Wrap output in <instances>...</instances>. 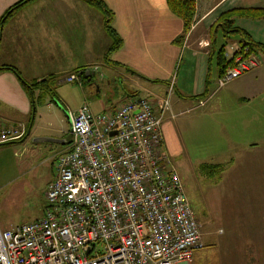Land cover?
Wrapping results in <instances>:
<instances>
[{
    "label": "crops",
    "instance_id": "0c3cea01",
    "mask_svg": "<svg viewBox=\"0 0 264 264\" xmlns=\"http://www.w3.org/2000/svg\"><path fill=\"white\" fill-rule=\"evenodd\" d=\"M15 1L0 0V15ZM102 1L112 11L111 25L121 38L112 51H108L113 41L105 29L104 15L83 0H29L1 24L0 66H13L26 83L35 86L29 96L15 73L0 69V124L24 129L20 139L0 144V192L26 191L25 179L33 161L46 148L32 137L64 136L61 128L34 121L32 104L33 97L42 99L48 91L56 95L54 91L69 73L74 72L80 80L70 82L76 84L79 100L67 111V118L81 103L89 109L113 110L141 95L140 90L150 98L167 96L170 110L161 132L162 147L169 155L175 151L178 132L181 134L171 113L212 93L198 114L205 117L195 125L203 131L212 121L206 115H218L227 132L226 158L217 160L214 155L209 162L200 163V169L208 173L210 181L225 177L227 199L234 209L243 210L248 225L239 220L238 213L235 223L246 227L229 228L227 240L245 242L232 248L241 256H250L249 260L225 264H264L263 259L258 260L264 257L259 244L264 240V55L257 54L254 68L216 89L218 69L212 76L214 52L209 44L210 28L222 13L261 9L264 0H195L186 33L182 19L172 12L167 0ZM234 25L264 46V18L238 17ZM48 143L55 153L65 148V144ZM205 225L202 221L203 248L194 252L189 264H219L212 252L214 233L205 231Z\"/></svg>",
    "mask_w": 264,
    "mask_h": 264
},
{
    "label": "built area",
    "instance_id": "2783aa9c",
    "mask_svg": "<svg viewBox=\"0 0 264 264\" xmlns=\"http://www.w3.org/2000/svg\"><path fill=\"white\" fill-rule=\"evenodd\" d=\"M225 56L231 64L216 89L258 64L247 46L239 51L237 44ZM64 79L80 80L74 72ZM211 95L171 116L205 107ZM169 110L167 96H134L113 110L94 113L81 103L69 113L43 214L0 230V264L191 263L203 248L202 231L162 147ZM23 135L21 125L0 124V144Z\"/></svg>",
    "mask_w": 264,
    "mask_h": 264
},
{
    "label": "rangeland",
    "instance_id": "374dc122",
    "mask_svg": "<svg viewBox=\"0 0 264 264\" xmlns=\"http://www.w3.org/2000/svg\"><path fill=\"white\" fill-rule=\"evenodd\" d=\"M238 37V34L233 32L228 33L227 36L222 35L221 31L214 33L215 52L211 58L212 76L215 75L217 70V49L224 44L225 50L230 52L232 47H236L238 44ZM75 87V83L64 81L58 85V88L54 91L56 95H52L51 98L49 95H44L42 99L36 96L33 97L32 118L34 121L40 119L39 123L44 126L61 128L64 134L63 138L66 140L68 137L66 113L68 110H72V105L79 100L78 94L74 90ZM139 93L144 96L146 94L141 90ZM204 108L174 118L181 134L178 132L179 138L174 141L175 151L171 155L168 154L171 158V166L176 169L181 177L184 194L196 219L200 222V225L202 221L204 223L206 221L205 231L208 229L214 233L216 247L212 252L216 261L219 264H225V261L229 260L248 261L250 256H241L235 248H232L235 244L238 246L246 243L227 240L230 232L229 228L232 230L235 227L238 230L240 227H246L235 223L236 215L239 213V220H243L246 224L243 210L234 209L232 203H229L225 177L219 181H210L207 178L208 173L200 169V163L209 162L214 155L219 157L217 160L226 158L227 148V132L224 128H221L217 114L206 115L207 117L210 116L212 121L203 131L198 129L199 125H195L199 119L202 120L205 117L198 115ZM90 110L94 113L100 112L99 108L93 106ZM39 145L41 147L46 145V148L41 152L40 158L36 157L33 161L34 165L25 179L26 191L0 192V230L35 221L43 214L45 207L44 192L47 182L54 176L55 159L58 153H55L53 148H48L47 145H50L48 142H41ZM206 172L210 173V170ZM238 234L239 232L237 236ZM259 244L260 249L264 250V240L260 241ZM242 253H244V250ZM252 258L253 260L256 259L255 257ZM261 259L264 260V257H258V260Z\"/></svg>",
    "mask_w": 264,
    "mask_h": 264
},
{
    "label": "trees",
    "instance_id": "16d2710c",
    "mask_svg": "<svg viewBox=\"0 0 264 264\" xmlns=\"http://www.w3.org/2000/svg\"><path fill=\"white\" fill-rule=\"evenodd\" d=\"M29 0H16L7 6L4 11L0 15V25L4 22L5 19L10 17L16 10H18L21 6H23ZM90 6L96 7L102 14L104 15V26L107 33L112 37V45L108 49V51H112L118 47L121 42V38L116 34L113 29L111 22L113 19L112 11L105 5L102 0H83ZM169 8L178 15L183 21L184 33H186L191 25L193 15H194V5L195 0H167ZM238 17H253V18H264V8L261 9H232L222 13L219 18L214 22V24L210 28V43L212 46V51L214 50V33L217 30H220L222 35L227 36L228 33H237L238 34V47L239 51H242L244 47H248L249 53L254 55L262 54L264 55V46L261 43L254 41L244 30L236 27L234 25L235 18ZM225 45L222 44L216 51V63L218 69V76L225 70V68L231 64V59H228L225 56ZM238 52V51H236ZM0 69H7L16 74L19 79L21 85L27 90L29 96H31L34 83L28 84L26 83L20 75L17 73L15 68L11 65H1ZM49 96L51 98L52 94L48 91ZM32 101V98H31Z\"/></svg>",
    "mask_w": 264,
    "mask_h": 264
},
{
    "label": "water",
    "instance_id": "95a60500",
    "mask_svg": "<svg viewBox=\"0 0 264 264\" xmlns=\"http://www.w3.org/2000/svg\"><path fill=\"white\" fill-rule=\"evenodd\" d=\"M0 29H1V25H0ZM31 140L33 142H53L58 144H65L67 142V140L63 137L58 138V137H50V136H34L31 138Z\"/></svg>",
    "mask_w": 264,
    "mask_h": 264
}]
</instances>
